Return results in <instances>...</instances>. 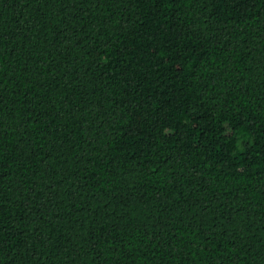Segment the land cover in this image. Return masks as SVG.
<instances>
[{"label": "trees", "instance_id": "16d2710c", "mask_svg": "<svg viewBox=\"0 0 264 264\" xmlns=\"http://www.w3.org/2000/svg\"><path fill=\"white\" fill-rule=\"evenodd\" d=\"M0 264H264V0H0Z\"/></svg>", "mask_w": 264, "mask_h": 264}]
</instances>
